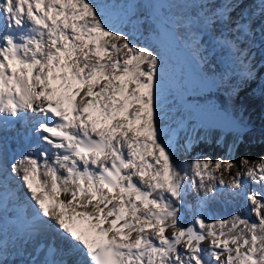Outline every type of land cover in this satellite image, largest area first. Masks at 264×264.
Segmentation results:
<instances>
[{
  "label": "snow or ice",
  "instance_id": "obj_1",
  "mask_svg": "<svg viewBox=\"0 0 264 264\" xmlns=\"http://www.w3.org/2000/svg\"><path fill=\"white\" fill-rule=\"evenodd\" d=\"M176 6L192 12L128 0L124 20L153 39L173 31L195 63L189 86L228 93L210 106L228 128L215 158L189 155L199 138L167 118L161 51L113 25L111 0H0V264L9 196L24 264H264V154L246 151L255 132L264 141V0ZM224 190L240 211L209 215Z\"/></svg>",
  "mask_w": 264,
  "mask_h": 264
},
{
  "label": "rangeland",
  "instance_id": "obj_2",
  "mask_svg": "<svg viewBox=\"0 0 264 264\" xmlns=\"http://www.w3.org/2000/svg\"><path fill=\"white\" fill-rule=\"evenodd\" d=\"M111 2L115 6L113 9L114 11V15L112 19L113 25L116 28L120 29L121 31L127 33L131 38H133L137 42H141V41L147 42L152 47L159 49L162 53V56L165 62V75H166L164 76V81H163L164 89H165L164 90V107L168 108L167 110H165V112L167 114V118L169 122H171V120H174V119L183 118V120L185 121L187 125V123L191 121L192 127L188 129V133L191 135V137L193 138L198 137L199 143L201 145L204 144V146H206V144L210 145V143H213L214 146L217 147V145L214 143L215 140L210 141L211 139L210 136L208 139H206L207 133L203 129L204 126H202L198 121L194 122L190 119L189 112L191 111L185 109L178 99L179 93L180 91L183 90V88L185 87V84L189 88H192L191 86H189L188 82H189V78L196 71L195 63L192 59L189 49H187L184 46L182 41H179L178 39L175 38V35L173 31L171 30H169L167 34L164 37H162V39L160 40V39L150 38L148 34L145 33L143 28L139 30L133 28L132 25L127 24L126 21L124 20V13L126 11V4L128 3V0H111ZM133 2L140 3L142 5L141 8L136 9L137 12L159 11L161 15H167L170 17H177V16H181L184 14H191L192 12V9H185V8H180L176 6L179 0H159V1L151 0V2L153 3L161 4V5L155 6L159 9L152 8L153 5L151 4L148 5L146 0H133ZM168 5H171V7H169ZM220 92H223L226 94V91H224L223 89H221ZM252 111L255 112L256 109H253ZM253 120L256 121L257 124H259V120L256 116H253ZM257 133L258 131L255 132V134ZM223 137L225 138L226 136H223ZM13 144L14 145H11V143L8 142L9 149L11 152L13 150L21 149L19 141L16 140L15 143ZM197 144L193 145V150L195 149V146H197ZM261 145H264V142H262ZM217 148L219 149V151H217L216 149L214 150L216 155L222 152L221 148L219 147ZM207 153H209V151H207V149H204L202 153H198V154L207 155ZM180 155L182 157L184 156L183 153H180ZM195 155L192 154L191 156H195ZM8 191L9 193L14 192L17 195H19L22 189L20 188L18 183L9 182ZM194 195L191 194L190 198H192V196ZM231 198L233 199V197L231 196H230V199L229 198L227 199L226 196H221L220 200L217 199L218 203L216 205H221V206H218L217 209L213 205L210 206L209 211H208L209 215L216 216L217 218H227L229 215L233 214L234 212H231V211L228 213L225 212L226 211L225 207L223 209L221 208L222 206H228L232 208V204L234 202L232 201ZM10 201H12L11 196H9V199H8V212L4 214V218H8V219L10 218V220L12 219L11 220L12 222L13 218L16 219L19 216L18 212L13 211L14 207H18L19 205L17 204L18 202L15 201L16 205H12L13 206L12 207L11 206L12 203ZM234 201L235 203L237 202L236 199H234ZM244 214H246V211ZM12 224H15V223L13 222ZM4 235L6 239L7 234L4 233ZM13 237H15V234ZM8 247H9L8 248L9 252H7V256L17 257L16 255H19V252L13 251L12 246H9V244H8Z\"/></svg>",
  "mask_w": 264,
  "mask_h": 264
},
{
  "label": "bare ground",
  "instance_id": "obj_3",
  "mask_svg": "<svg viewBox=\"0 0 264 264\" xmlns=\"http://www.w3.org/2000/svg\"><path fill=\"white\" fill-rule=\"evenodd\" d=\"M156 1H159V0H156ZM194 91H198V89L197 88H195V87H192V88H189L186 84H185V87L183 88V90L182 91H180V93H179V96L180 95H183V94H185V93H187V92H194ZM226 96H227V98H228V93L226 92V94H225ZM168 108H165V110H167ZM189 114H190V119L192 120V121H194V122H197L198 120L196 119V117H195V115H194V113H192V112H189ZM172 121V120H171ZM187 130L188 129H190L191 127H192V122L190 121V122H188L187 123ZM203 129H204V131L207 133L206 134V139H208L209 138V136L211 137V139H210V141H212V140H216L217 139V137H219V138H221V139H223L224 137L223 136H227L228 135V133H224V132H222V131H219V130H212V129H208V128H206V127H203ZM262 142H264V141H261L260 140V136H259V132L257 133V134H253V138H252V140H251V143H250V145H249V147L246 149V151L248 152V155L250 156V158L251 159H253V160H255V159H257L260 155H262V154H264V145H261L262 144ZM15 143V142H14ZM214 143H215V141H214ZM14 145V144H13ZM194 145H196V144H194ZM20 147V146H19ZM13 148V147H12ZM16 148V147H15ZM204 149H207V151H209V153H207V155L208 156H212L213 158H215V156H216V153H215V149L217 150V151H219V149L216 147V146H214V144L213 143H210V145H208V144H206V146H204V144L203 145H201L200 143L199 144H197V146H195V149L192 151V153L190 154V155H192V154H198V153H202L203 152V150ZM22 149H20V150H14L13 152H12V154L14 155L16 152H18V151H21ZM210 151H212V152H210ZM214 151V152H213ZM237 159H238V157H237ZM238 169H236V168H234L233 169V171H237ZM224 176H225V179H227V180H230L231 181V176L227 173V172H225L224 173ZM193 195L195 194V193H192ZM226 194V198L228 199H230V195H229V193H225ZM221 196H225L224 194H220L218 197H217V199H221ZM190 199V201H191V198H189ZM217 199L214 201V202H212V204H211V206L213 205L214 207H216V209H217V207L218 206H221V205H216L217 203H218V201H217ZM232 199V198H231ZM232 201L234 202L233 204H232V208H230V207H228V206H222L221 208L223 209L224 207H225V209H226V211L225 212H234V211H240V208H239V203H242V201H240V202H236L235 203V201H234V198L232 199ZM12 204H11V206L12 205H16V203H15V201H10ZM18 204V203H17ZM19 205V204H18ZM228 205V204H227ZM13 207V206H12ZM19 207V206H18ZM245 211L246 210H244V211H242L241 212V214H244L245 213ZM12 213H13V211H12ZM15 214V213H14ZM209 214V213H208ZM15 216V215H14ZM213 216V215H212ZM11 217V216H10ZM214 217H216V216H214ZM10 219V218H9ZM14 219V218H13ZM20 220L18 219V220H16L15 221V223H16V225H14V224H11V223H9V222H6L5 223V225H3V227H4V233H6L7 234V237H6V241H7V245L9 244V246H12V249H13V251H16V252H19V255H16L17 257H14V256H7V260H8V263H10V264H19V263H21V264H24V262L27 260V255L26 254H23L24 253V249L20 246V241H19V239L17 238V234H18V230H19V226H20ZM14 234H15V237H13L14 236ZM13 237V238H12ZM206 244H207V242H205V246H206ZM9 248V247H8ZM8 248H7V252H9L8 251ZM19 256V257H18Z\"/></svg>",
  "mask_w": 264,
  "mask_h": 264
},
{
  "label": "water",
  "instance_id": "obj_4",
  "mask_svg": "<svg viewBox=\"0 0 264 264\" xmlns=\"http://www.w3.org/2000/svg\"><path fill=\"white\" fill-rule=\"evenodd\" d=\"M219 97H223L227 101V97L223 92L216 91L215 89L212 93L202 92L200 90L194 92H187L183 95L178 96L180 103L183 107L192 113H194L196 119L201 123L202 126L212 129L219 130L224 133H228V128L221 117L217 116L212 110L211 105L215 104L220 107L221 100ZM185 104L199 105L198 110H190L185 107Z\"/></svg>",
  "mask_w": 264,
  "mask_h": 264
},
{
  "label": "trees",
  "instance_id": "obj_5",
  "mask_svg": "<svg viewBox=\"0 0 264 264\" xmlns=\"http://www.w3.org/2000/svg\"><path fill=\"white\" fill-rule=\"evenodd\" d=\"M166 76V75H165ZM165 90V89H164Z\"/></svg>",
  "mask_w": 264,
  "mask_h": 264
}]
</instances>
